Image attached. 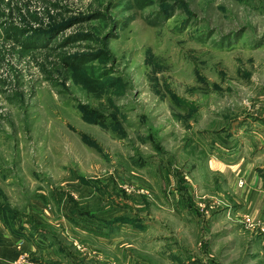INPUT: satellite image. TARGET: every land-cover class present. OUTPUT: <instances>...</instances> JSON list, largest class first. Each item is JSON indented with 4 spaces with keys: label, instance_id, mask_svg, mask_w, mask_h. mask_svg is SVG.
I'll use <instances>...</instances> for the list:
<instances>
[{
    "label": "rangeland",
    "instance_id": "1",
    "mask_svg": "<svg viewBox=\"0 0 264 264\" xmlns=\"http://www.w3.org/2000/svg\"><path fill=\"white\" fill-rule=\"evenodd\" d=\"M105 43L107 58L69 65ZM262 173L264 0H0V207L57 242L13 236L0 217V264L67 251L86 264H264V231L246 222L264 215ZM68 194L146 227L91 235L66 219Z\"/></svg>",
    "mask_w": 264,
    "mask_h": 264
},
{
    "label": "trees",
    "instance_id": "2",
    "mask_svg": "<svg viewBox=\"0 0 264 264\" xmlns=\"http://www.w3.org/2000/svg\"><path fill=\"white\" fill-rule=\"evenodd\" d=\"M105 45L106 43L103 44V47L94 54H81L73 57V61L71 60L72 62H70L69 65L74 66V68L76 69L83 68L84 70L86 69L84 65L86 64V62L97 58H107L109 54L106 47H104ZM83 72L87 74L86 71ZM101 74L102 76L105 75V73ZM171 98L176 99V96L171 95ZM87 109L82 108V115L91 123L99 124L104 127H108V125L112 126V124H115V126L118 125V122L115 118H112L110 119V121H108L104 115L97 112L96 110L94 111L91 109ZM82 182L84 184L90 185L89 181L87 180H83ZM177 182L178 189L180 191H183V193L187 192V188L184 185V179L181 176H178ZM122 193L125 194L124 191H122ZM68 201L71 204V207L68 212L64 213L66 219L71 223L73 227L84 230L91 235L110 237L115 232H118L122 226H129L139 230H143V228L146 227L143 219L138 216V214H123L113 217H103L100 215V212H96L87 204L79 202V200L75 199L70 194H68ZM188 206H190V208L194 207L192 204ZM0 217L4 227L9 230V232L13 236H17L20 238L26 237L28 239L37 237L43 241L48 242L50 246L53 244V242L57 243L54 241L55 235H53L52 233L51 237L49 235L52 229L50 230L49 227L43 226V224H38L39 222L35 221L31 214H24L16 209L12 210L7 205H4L0 207ZM64 251L65 248L63 246L59 247V252L64 253ZM75 252L76 253L70 251L66 252V256L69 257L68 261L66 262L54 258H49L43 260L42 262L37 259L36 260L39 264H86L83 258L79 257V253L77 251Z\"/></svg>",
    "mask_w": 264,
    "mask_h": 264
},
{
    "label": "built area",
    "instance_id": "3",
    "mask_svg": "<svg viewBox=\"0 0 264 264\" xmlns=\"http://www.w3.org/2000/svg\"><path fill=\"white\" fill-rule=\"evenodd\" d=\"M259 222L256 223V221L252 222L250 219L246 218V222L248 223L247 226L248 227H252L254 225L258 226V228H260L261 231H264V224L263 222H261L260 220H258Z\"/></svg>",
    "mask_w": 264,
    "mask_h": 264
},
{
    "label": "crops",
    "instance_id": "4",
    "mask_svg": "<svg viewBox=\"0 0 264 264\" xmlns=\"http://www.w3.org/2000/svg\"><path fill=\"white\" fill-rule=\"evenodd\" d=\"M256 176H257V175L254 176V180L256 179ZM261 177H263L262 180L264 181V175H263V173L261 174ZM241 185H242V184H241ZM250 205H251V204H250ZM260 207L263 208V205L260 206ZM255 211H256V210H255ZM244 216H246V214H245ZM251 218L254 219V220H260V221L263 222V224H264V215H261V216H260V215L257 214V216H255V213H254V215H252Z\"/></svg>",
    "mask_w": 264,
    "mask_h": 264
}]
</instances>
